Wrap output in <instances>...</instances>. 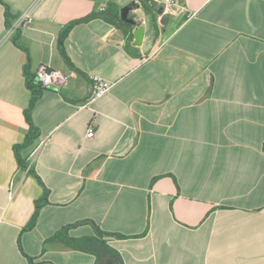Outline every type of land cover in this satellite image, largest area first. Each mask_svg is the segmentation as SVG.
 Returning <instances> with one entry per match:
<instances>
[{
  "label": "crops",
  "instance_id": "1",
  "mask_svg": "<svg viewBox=\"0 0 264 264\" xmlns=\"http://www.w3.org/2000/svg\"><path fill=\"white\" fill-rule=\"evenodd\" d=\"M33 1L0 0V264H96L54 240L82 221L112 235L123 264H264V0H176L177 15L45 0L5 39ZM90 16L65 39L69 64L60 35ZM41 66L71 81L30 108ZM92 76L112 89L94 99ZM29 160L33 174H19ZM40 182L49 203L31 225Z\"/></svg>",
  "mask_w": 264,
  "mask_h": 264
},
{
  "label": "trees",
  "instance_id": "2",
  "mask_svg": "<svg viewBox=\"0 0 264 264\" xmlns=\"http://www.w3.org/2000/svg\"><path fill=\"white\" fill-rule=\"evenodd\" d=\"M143 7L150 13L152 12H157L159 11V5L155 4L153 1L151 0H139ZM93 18V16L87 17L85 19L76 21L74 23H72L70 26H68L67 28H65L63 30V32L60 35V39H59V49L61 51V54L63 55V57L65 58V60L70 64L69 58L64 50V42L65 39L67 38V36L69 35V32L71 30V28L76 25V24H80V23H84V22H89L91 19ZM117 18L118 15H117ZM111 21V20H110ZM120 23L122 25L128 26L130 28H133L132 26L120 21ZM11 24H9L8 27H10ZM130 41L133 42V35L130 36ZM30 89L32 91V100H31V107L33 108V106L35 105V103L37 102V100L40 99V97L42 96L43 92L45 90H47V88H44L42 85H40L37 80H36V74L34 79L31 80L30 82ZM27 121L30 123L31 128H32V133H34V124L31 122L30 116L28 114L27 116ZM33 137H31L32 139ZM27 166V163H24L21 161V165L20 168L21 169H25ZM33 174V171H31L30 175ZM39 179V178H38ZM39 181H41L39 179ZM41 185L44 188V195L41 199V201L38 203L37 205V210L35 213V216L32 220L31 225L34 224L40 209L47 203H49V190L44 186V184L42 182H40ZM84 224H88L91 225L95 231V236L92 237H86V238H82V239H71L66 237L67 236V231L72 228V227H77V226H81ZM112 235L103 232L97 224H95L93 221H82L79 222L73 226H69L65 229H63V231L59 232L57 234V236L55 237L54 240H63L64 243H66V246L69 248H74V249H78V250H83V251H89V252H93L96 256H97V261L96 264H106L109 260H113V261H118L120 264H123V260L120 256L119 253H117L116 251H114L111 247H109V245L107 244V238L111 237ZM119 238H125L123 236H118ZM33 264H37L34 262V260L32 261Z\"/></svg>",
  "mask_w": 264,
  "mask_h": 264
},
{
  "label": "built area",
  "instance_id": "3",
  "mask_svg": "<svg viewBox=\"0 0 264 264\" xmlns=\"http://www.w3.org/2000/svg\"><path fill=\"white\" fill-rule=\"evenodd\" d=\"M45 0H34L31 5L24 10L18 18L8 27L7 32H6V37L5 39L11 38L18 33L22 32L23 30L29 28L35 19V13L37 9L42 5V3ZM155 4L159 6H164V14L165 15H177V11L175 9H178L176 0H151ZM95 91H94V99H98L102 97L103 95L107 94L113 87L111 83L108 81L102 79L99 76H92L91 77ZM36 80L37 82L42 85L44 88H62L66 85H68L71 81V78L69 75L64 74L60 71L52 70L47 66H41L37 71H36ZM96 135V130H95V124L92 123L91 126L89 127V130L87 132V137L89 139L94 138ZM36 152H34L31 157H34ZM31 166L32 162L29 160L27 162V166L25 169H21L19 171V174H24V175H29L31 173ZM14 184V181H13Z\"/></svg>",
  "mask_w": 264,
  "mask_h": 264
},
{
  "label": "water",
  "instance_id": "4",
  "mask_svg": "<svg viewBox=\"0 0 264 264\" xmlns=\"http://www.w3.org/2000/svg\"><path fill=\"white\" fill-rule=\"evenodd\" d=\"M137 8H138V5L136 3H132V4L124 7L120 13L121 21L128 24V25L138 27L139 23L136 21L135 17L132 15V12ZM164 9H165V7L161 6L160 12L164 13ZM134 36H135V43H134L135 46H141L143 44V39L145 36V28H143V27L138 28L134 32Z\"/></svg>",
  "mask_w": 264,
  "mask_h": 264
}]
</instances>
